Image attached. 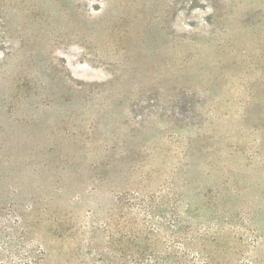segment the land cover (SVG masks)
Returning <instances> with one entry per match:
<instances>
[{
	"label": "rangeland",
	"instance_id": "obj_1",
	"mask_svg": "<svg viewBox=\"0 0 264 264\" xmlns=\"http://www.w3.org/2000/svg\"><path fill=\"white\" fill-rule=\"evenodd\" d=\"M0 264H264V0H0Z\"/></svg>",
	"mask_w": 264,
	"mask_h": 264
}]
</instances>
